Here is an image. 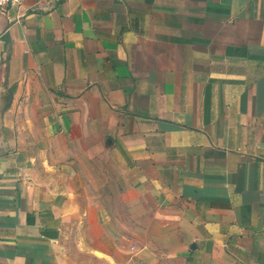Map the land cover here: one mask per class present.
Returning a JSON list of instances; mask_svg holds the SVG:
<instances>
[{"label":"crops","instance_id":"obj_1","mask_svg":"<svg viewBox=\"0 0 264 264\" xmlns=\"http://www.w3.org/2000/svg\"><path fill=\"white\" fill-rule=\"evenodd\" d=\"M0 264H264V0L0 12Z\"/></svg>","mask_w":264,"mask_h":264},{"label":"built area","instance_id":"obj_2","mask_svg":"<svg viewBox=\"0 0 264 264\" xmlns=\"http://www.w3.org/2000/svg\"><path fill=\"white\" fill-rule=\"evenodd\" d=\"M23 0H0V12L10 8H19Z\"/></svg>","mask_w":264,"mask_h":264}]
</instances>
